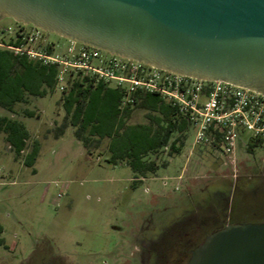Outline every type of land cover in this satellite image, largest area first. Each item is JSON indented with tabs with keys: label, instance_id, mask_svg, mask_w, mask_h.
<instances>
[{
	"label": "rangeland",
	"instance_id": "obj_1",
	"mask_svg": "<svg viewBox=\"0 0 264 264\" xmlns=\"http://www.w3.org/2000/svg\"><path fill=\"white\" fill-rule=\"evenodd\" d=\"M20 25L0 19V44H11ZM30 101L15 106L31 135L21 157L0 134V264H178L170 261L178 245L191 250L229 223H264V149L248 152L246 136L230 160L209 147L189 153V130L179 155H148L161 167L133 182L128 165L107 163L106 140L88 155L71 127L53 137L64 117L58 89ZM22 108L36 116L23 117ZM144 115L136 110L129 123H146ZM34 140L40 151L29 168L22 158Z\"/></svg>",
	"mask_w": 264,
	"mask_h": 264
},
{
	"label": "water",
	"instance_id": "obj_2",
	"mask_svg": "<svg viewBox=\"0 0 264 264\" xmlns=\"http://www.w3.org/2000/svg\"><path fill=\"white\" fill-rule=\"evenodd\" d=\"M264 96V0H0V19ZM187 264H264V223H229Z\"/></svg>",
	"mask_w": 264,
	"mask_h": 264
},
{
	"label": "trees",
	"instance_id": "obj_3",
	"mask_svg": "<svg viewBox=\"0 0 264 264\" xmlns=\"http://www.w3.org/2000/svg\"><path fill=\"white\" fill-rule=\"evenodd\" d=\"M19 40L8 46L16 47ZM57 65L43 64L27 55L15 54L0 47V108L15 114L16 105H28L31 99L44 98L57 89ZM64 88L60 91V106L64 112L61 125L53 131V137H62L68 127L90 155L107 141V163L116 166L125 163L131 169L136 182L155 174L161 167L147 157L165 152L169 157L179 155L185 145L189 123L178 109L162 100L156 92L136 91L131 102L123 104L124 93L119 87L105 84L94 78L81 77L68 72L64 77ZM136 110L145 111L146 123H129ZM23 117L36 116L33 110L22 108ZM0 134L18 159L26 148L30 135L24 124L16 119L0 116ZM247 150L252 153L259 142L246 140ZM245 143V144H246ZM40 143L32 142L30 150L22 158L24 166L32 168L39 155ZM34 172V169H32ZM136 183L132 184V188ZM221 228V227H220ZM219 229V228H218ZM3 227L0 224V235ZM3 238L0 237V246ZM174 263L185 262L191 250L178 245ZM184 255L187 259H184Z\"/></svg>",
	"mask_w": 264,
	"mask_h": 264
},
{
	"label": "built area",
	"instance_id": "obj_4",
	"mask_svg": "<svg viewBox=\"0 0 264 264\" xmlns=\"http://www.w3.org/2000/svg\"><path fill=\"white\" fill-rule=\"evenodd\" d=\"M67 44L48 41L39 28H17L16 47L3 43L19 55L57 65V89L64 88L65 74L94 78L123 90V104L131 102L136 91L156 92L162 100L175 106L189 123L196 148H212L221 158L233 159L242 136L259 142L264 149V96L222 81H203L153 68L67 38Z\"/></svg>",
	"mask_w": 264,
	"mask_h": 264
},
{
	"label": "crops",
	"instance_id": "obj_5",
	"mask_svg": "<svg viewBox=\"0 0 264 264\" xmlns=\"http://www.w3.org/2000/svg\"><path fill=\"white\" fill-rule=\"evenodd\" d=\"M30 102H31V101H30ZM0 109H2V108H0ZM2 110H3L4 112H6V113H4V114H2V115H0V116L7 117V118H10V119H16V120H19V118H16L15 114H11V113L5 111L4 109H2ZM19 121H20V120H19ZM28 133H29V132H28ZM29 135H30V133H29ZM30 137H31V135H30ZM7 149H8L10 152L13 153V151L11 150V148H10L9 146H7Z\"/></svg>",
	"mask_w": 264,
	"mask_h": 264
},
{
	"label": "flooded vegetation",
	"instance_id": "obj_6",
	"mask_svg": "<svg viewBox=\"0 0 264 264\" xmlns=\"http://www.w3.org/2000/svg\"><path fill=\"white\" fill-rule=\"evenodd\" d=\"M20 24H21L20 26L25 25V24H23V23H20ZM20 26H19V27H20ZM31 26H32V25H31ZM186 137H187V136H186ZM186 140H187V138H186ZM185 142H186V141H185ZM0 224H1V223H0ZM1 226H2V225H1ZM3 233H4V229H3L2 234L0 235L1 238H3V237H2V236H3ZM2 246H3V245H2ZM2 246H0V247H2ZM186 246H187V244H186ZM186 246H184V249L186 248ZM196 246H197V245H196ZM196 246H195V247H196ZM195 247H194V248H195ZM194 248H193V249H194ZM190 252H191V251H190ZM189 256H190V253H189ZM188 259H189V258H188ZM187 261H188V260H187ZM187 261H186V264H187Z\"/></svg>",
	"mask_w": 264,
	"mask_h": 264
}]
</instances>
